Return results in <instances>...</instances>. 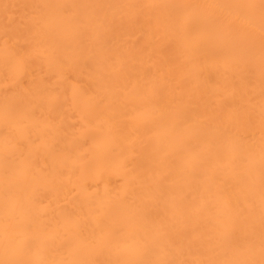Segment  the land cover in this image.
<instances>
[{
	"label": "bare ground",
	"instance_id": "6f19581e",
	"mask_svg": "<svg viewBox=\"0 0 264 264\" xmlns=\"http://www.w3.org/2000/svg\"><path fill=\"white\" fill-rule=\"evenodd\" d=\"M0 264H264V0H0Z\"/></svg>",
	"mask_w": 264,
	"mask_h": 264
}]
</instances>
